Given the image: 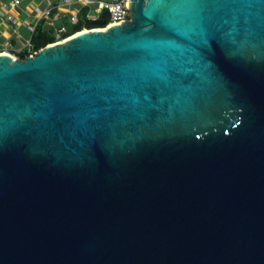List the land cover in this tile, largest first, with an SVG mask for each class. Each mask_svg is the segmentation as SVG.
Segmentation results:
<instances>
[{
  "label": "water",
  "instance_id": "water-1",
  "mask_svg": "<svg viewBox=\"0 0 264 264\" xmlns=\"http://www.w3.org/2000/svg\"><path fill=\"white\" fill-rule=\"evenodd\" d=\"M0 54V264H264V0H131Z\"/></svg>",
  "mask_w": 264,
  "mask_h": 264
},
{
  "label": "built area",
  "instance_id": "built-area-1",
  "mask_svg": "<svg viewBox=\"0 0 264 264\" xmlns=\"http://www.w3.org/2000/svg\"><path fill=\"white\" fill-rule=\"evenodd\" d=\"M129 1L131 0H42L33 1L32 5L23 6V0H0V24L7 23L14 26H21L22 21L19 19L21 13L26 14L27 28L31 35L35 32L39 22L44 21L48 26L54 28L56 42H60L69 37L64 38L67 33L65 24L60 23L59 26L54 25L55 19L51 18L55 10L60 11L58 19L63 21H76L79 12L85 9V19L88 21H97L103 14H106L108 23L103 28L112 25L125 23L131 18L129 9ZM44 4V5H43ZM43 5V6H42ZM55 42V43H56ZM36 50L31 39L25 42L22 47L15 48L10 44L0 46V54L5 53L13 58H21L20 54L33 56Z\"/></svg>",
  "mask_w": 264,
  "mask_h": 264
},
{
  "label": "trees",
  "instance_id": "trees-1",
  "mask_svg": "<svg viewBox=\"0 0 264 264\" xmlns=\"http://www.w3.org/2000/svg\"><path fill=\"white\" fill-rule=\"evenodd\" d=\"M85 12L86 10L82 9L78 14L77 20L74 22L69 21L68 19H64L62 21V23L67 27V33L65 34L64 38L70 37L83 30L103 28L108 23L106 14H103L102 17L97 21H88L85 19ZM31 42L34 45L36 51L48 44L55 43L56 39L54 31L51 30V26L46 25L44 21L39 22L35 32L32 34ZM20 57L25 58L26 54H20Z\"/></svg>",
  "mask_w": 264,
  "mask_h": 264
},
{
  "label": "crops",
  "instance_id": "crops-1",
  "mask_svg": "<svg viewBox=\"0 0 264 264\" xmlns=\"http://www.w3.org/2000/svg\"><path fill=\"white\" fill-rule=\"evenodd\" d=\"M30 1L33 2L34 0H30ZM23 2H24V0H23ZM41 2H42V0H41ZM18 28H19V26H18ZM18 28H17V26H14V25H10V24H7V23H1L0 24V46H3L4 44H7V45L10 44L11 46H13L15 48H18V47H22L25 44L26 41L31 39L32 35L28 36L26 38L21 37V36L19 37L20 34H17V29ZM7 32L9 34L6 37ZM18 37L23 42L22 44H20V43L19 44H15V42L13 41V40L18 41Z\"/></svg>",
  "mask_w": 264,
  "mask_h": 264
},
{
  "label": "rangeland",
  "instance_id": "rangeland-1",
  "mask_svg": "<svg viewBox=\"0 0 264 264\" xmlns=\"http://www.w3.org/2000/svg\"><path fill=\"white\" fill-rule=\"evenodd\" d=\"M36 2L38 1H41V0H35ZM32 1H30V0H24V2H23V6L25 5V4H27V5H32V3H31ZM59 14H60V11H58V10H55L53 13H52V16H51V18H54L55 19V24L54 25H56V26H59L60 25V23H62V21L61 20H59L58 19V17H59ZM19 19L23 22L22 23V25L21 26H19V28H18V26H17V34H20L19 35V37L21 36V37H24V38H26V37H28V36H31V33L29 32V30H28V28H27V23H25V22H28V21H25L26 19H27V16H26V14H24V13H21V15H19ZM41 24V23H40ZM39 24V25H40ZM51 30L52 31H54V28H52L51 27ZM8 32H7V34H6V37L8 36ZM19 37H18V41H16V40H13L14 42H15V44H22L23 42L19 39Z\"/></svg>",
  "mask_w": 264,
  "mask_h": 264
},
{
  "label": "bare ground",
  "instance_id": "bare-ground-1",
  "mask_svg": "<svg viewBox=\"0 0 264 264\" xmlns=\"http://www.w3.org/2000/svg\"><path fill=\"white\" fill-rule=\"evenodd\" d=\"M111 27V26H110ZM66 40V39H65ZM56 44V43H55Z\"/></svg>",
  "mask_w": 264,
  "mask_h": 264
}]
</instances>
